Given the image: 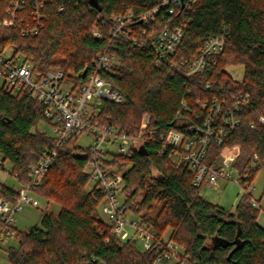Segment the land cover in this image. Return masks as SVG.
Instances as JSON below:
<instances>
[{"label": "trees", "instance_id": "16d2710c", "mask_svg": "<svg viewBox=\"0 0 264 264\" xmlns=\"http://www.w3.org/2000/svg\"><path fill=\"white\" fill-rule=\"evenodd\" d=\"M12 1L0 0V51L11 53L17 63L31 62L40 76L52 69L69 76L84 71L82 81L94 71L110 42V24L104 19L128 11L140 17L160 5L158 0H46L44 26L30 36L23 35L21 28L32 22L39 0H26L16 18ZM190 2V11L181 5L170 14L169 7L162 6L153 20L128 23L130 35L115 40L116 62L101 74L125 101L105 100L96 120L141 138L132 156L105 153L102 161L122 174L119 196L124 212L177 242L191 260L264 264V226L258 221L261 209L253 205L252 194H243L234 210L207 200L201 194L203 185L194 183L192 169L172 162L171 147L163 139L172 129L189 135L192 127H202L215 100L225 114L249 93L248 106L237 114L239 123L222 144L212 139L205 161L232 157L243 173L249 171L255 155L264 160V122L260 121L264 116V0H183V4ZM186 16L185 35L171 59L172 67L156 64L154 50L141 40L179 25ZM12 19L14 24L7 25ZM99 26L102 39L92 34ZM225 28L224 49L206 57L202 70L188 75L208 39ZM229 65H244L242 80L230 75ZM144 114L149 119L143 129ZM40 122H49L43 103L24 88L14 92L0 85V157L9 163L16 185L30 180L32 164L54 146L53 137L39 128ZM78 138L58 148L35 187L39 197L59 204V212L44 211L40 223L17 230L16 247L8 244L0 251L14 264H155L157 252L139 249L135 240H121L113 224L98 214L103 193L96 186L87 189L91 176L84 169L90 146H81ZM263 167L249 172L251 183ZM16 185L0 183V197L15 200ZM263 198L264 190L259 201Z\"/></svg>", "mask_w": 264, "mask_h": 264}, {"label": "built area", "instance_id": "2783aa9c", "mask_svg": "<svg viewBox=\"0 0 264 264\" xmlns=\"http://www.w3.org/2000/svg\"><path fill=\"white\" fill-rule=\"evenodd\" d=\"M160 5L143 13L140 17L135 16L131 11L125 13H112L109 19L103 23H109L108 35L110 42L106 50L98 57L94 71L89 74L86 80L80 77L86 72L80 71L74 76H69L61 69H52L44 75L34 72L31 62L17 63L13 60L11 53L0 51V76L2 85L18 92L21 88L29 91L30 95L45 105V114L49 120L54 146L47 149L42 157L30 167V180L26 183H17L15 200L0 197V249L6 247L12 240H17V228L15 227L16 215L24 206L38 207L39 196L35 193V187L41 183L42 178L50 168L58 155V148L70 138L80 137L87 133L93 138L90 144V158L85 166V172L91 176L94 186L101 190L103 199L101 204L108 216V221L113 224L115 234L121 240H140L142 250L155 251L158 253L157 261L172 262L173 264H199L185 254L182 247L174 240L161 236L155 229L148 227L138 218L128 219V214L122 209V201L119 191L123 183L121 173L113 172L104 166L102 158L107 153L130 157L133 155V147L138 143L139 136H131L117 126H105L97 122L102 103L105 100L123 102L125 98L108 80L102 77V70H111L116 62L113 49L114 43L120 36H129L131 33L127 24L140 18L143 22L153 20L160 7H169V13L184 5L187 11L192 9L190 2L183 4V0H158ZM45 1L39 0L32 13L33 20L21 28L23 35L34 36L44 26L46 15L43 12ZM26 4V0L12 1V16L16 18V12ZM99 18L103 19L102 14ZM188 16L182 23L173 27H165L154 32L150 38L141 40V44L151 47L156 54V64H168L172 67V57L185 35ZM12 19L7 25L14 24ZM92 34L103 38L102 28L96 27ZM227 38L226 28L223 33L212 36L201 49L200 55L190 65L188 75L202 70L206 65V57L218 54L224 49ZM136 40V38L134 39ZM251 95L246 93L240 96L234 106L229 108L225 114L223 106L214 101L208 118L202 127H192L191 134L179 129H172L163 137L164 144L171 147L170 159L173 163L188 165L194 172V183L196 185L209 184L219 187L221 180H229L240 183L245 188L244 194H252V183L249 181L250 171H255L259 166H264V160L255 155L249 166L248 172H240L235 167V160L232 157H222L218 163H207L205 161L208 148L212 139L222 144L238 123L237 114L248 106ZM186 108V104L183 103ZM264 122V116L260 117ZM221 122V124H219ZM148 119L144 118L142 128H146ZM252 128L255 124H251ZM154 133V132H153ZM116 147V152L108 147ZM0 160V169L9 173L10 165ZM264 168V167H263ZM253 196V195H252ZM259 199L252 198L254 206L261 209L264 214V206ZM156 261V262H157Z\"/></svg>", "mask_w": 264, "mask_h": 264}, {"label": "rangeland", "instance_id": "374dc122", "mask_svg": "<svg viewBox=\"0 0 264 264\" xmlns=\"http://www.w3.org/2000/svg\"><path fill=\"white\" fill-rule=\"evenodd\" d=\"M238 66V65H233ZM229 73L235 74V68H230ZM0 85H2V77L0 76ZM144 118L149 119L148 114H144L142 121ZM39 128L43 129L48 135H52V130L50 123L48 122H40ZM93 138L88 135L87 133H83L78 138V143L81 146L87 147L90 144H92ZM108 147L112 150V152H116V147L114 146H104ZM222 159V156H218L215 159V162L218 163ZM0 160L1 157H0ZM6 166H9L7 164ZM3 171V170H2ZM7 184L8 185H16V181L13 176H11L9 173H7ZM94 187V181H90L87 185V189L91 190ZM264 190V168L260 169L256 173V177L252 182V195L255 199H259L262 196V192ZM245 193V188L243 186L235 181H229V180H221L220 186H212L209 184H204L201 188V194L203 197H205L207 200L218 203L221 206L234 210L237 206V204L240 201L241 196ZM40 201V205L38 207H33L26 205L24 208L18 212L16 215V221H15V227L18 231H24L25 229L40 223L41 214L44 211L48 212H54L58 213L60 210V206L57 203H48L44 198L38 197ZM122 201V199H121ZM261 205L264 206V198L261 200ZM103 219L108 220V216L106 212L104 211V208L102 204L99 205V213H98ZM128 219H134L137 218L136 215L129 213ZM169 233V232H168ZM167 233V235H168ZM17 240H12L10 242V246L16 247L18 245ZM139 249H142V245L140 240L136 242ZM0 264H14L10 261L8 254L5 251H0ZM155 264H173L172 262H160L157 261Z\"/></svg>", "mask_w": 264, "mask_h": 264}, {"label": "crops", "instance_id": "0c3cea01", "mask_svg": "<svg viewBox=\"0 0 264 264\" xmlns=\"http://www.w3.org/2000/svg\"><path fill=\"white\" fill-rule=\"evenodd\" d=\"M230 68H235V71H236L235 74L230 73V75H232L237 80L243 79L244 74H245L244 65H238V66L229 65L228 67H226V70L229 71ZM0 183L7 184L6 171L4 170L2 171L1 169H0ZM258 221L261 225L264 226V214H260Z\"/></svg>", "mask_w": 264, "mask_h": 264}, {"label": "water", "instance_id": "95a60500", "mask_svg": "<svg viewBox=\"0 0 264 264\" xmlns=\"http://www.w3.org/2000/svg\"><path fill=\"white\" fill-rule=\"evenodd\" d=\"M228 260H231V254H229ZM232 264H237V263L236 262H232Z\"/></svg>", "mask_w": 264, "mask_h": 264}]
</instances>
